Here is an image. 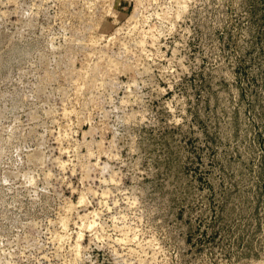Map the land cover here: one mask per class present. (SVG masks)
<instances>
[{"label": "rangeland", "instance_id": "374dc122", "mask_svg": "<svg viewBox=\"0 0 264 264\" xmlns=\"http://www.w3.org/2000/svg\"><path fill=\"white\" fill-rule=\"evenodd\" d=\"M0 264H264V0H0Z\"/></svg>", "mask_w": 264, "mask_h": 264}]
</instances>
